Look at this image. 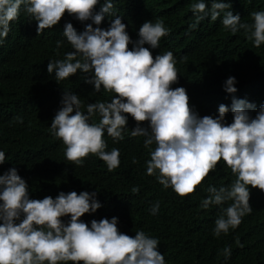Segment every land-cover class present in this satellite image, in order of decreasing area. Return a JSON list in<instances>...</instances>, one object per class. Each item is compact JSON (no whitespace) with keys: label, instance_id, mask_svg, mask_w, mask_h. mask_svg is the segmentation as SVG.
Returning <instances> with one entry per match:
<instances>
[{"label":"clouds","instance_id":"9594fccd","mask_svg":"<svg viewBox=\"0 0 264 264\" xmlns=\"http://www.w3.org/2000/svg\"><path fill=\"white\" fill-rule=\"evenodd\" d=\"M30 29L36 35L53 31L57 60L48 61L49 74L59 81L79 71L88 84L90 101L64 92L51 124L46 122L49 137L65 145L68 161L82 166L95 155L111 172L120 166V150L106 151L104 134L120 142L132 136L136 152L140 140L144 148L143 171L156 176L176 206L198 198L202 208L219 215L215 237L252 213L250 200L264 209V96L251 95L241 73L223 72L208 50L212 35L224 34L240 41L243 64L249 53L263 52L264 5L0 0V62L15 60L23 48L27 54ZM11 137L0 116V264H166L146 220L123 229L115 216L82 218L102 207L96 191H61L53 198L51 190L31 199L27 173L12 163L17 146ZM219 168L229 178L207 183ZM159 208L156 202L150 214ZM231 252L226 246L224 258Z\"/></svg>","mask_w":264,"mask_h":264},{"label":"trees","instance_id":"16d2710c","mask_svg":"<svg viewBox=\"0 0 264 264\" xmlns=\"http://www.w3.org/2000/svg\"><path fill=\"white\" fill-rule=\"evenodd\" d=\"M256 1L264 5V0ZM243 7L251 9L247 5ZM24 43L27 54L23 48L15 60L0 62V116L14 136L9 140L11 145L17 146L12 163L27 173L31 199H43L51 190H54L53 198L61 191L78 194L96 191V199L102 207L82 218L98 221L115 216L123 229L139 226L146 220L145 229L159 238L157 250L164 254L166 264H264V209L257 200L249 201L253 211L242 218L237 228L217 238L213 228L218 214L210 207L202 208L198 198L176 206L172 194L160 187L156 176L143 171L141 140L136 152L135 137L120 142L104 134L106 151L113 147L120 150V166L111 172L95 155L84 159L82 166L68 161L64 155L65 145L49 137L46 122L51 124L64 92L79 94L84 101H90L88 84L79 71L59 81L54 73L47 72L48 61L57 60L52 29L39 35L30 29ZM208 50L212 62L223 72H240L248 92L255 97L264 96V51L249 53L243 64L240 41L224 34L212 35ZM80 110L86 113L85 108ZM16 117H22L23 123L17 122ZM96 117H91L90 122L96 123ZM32 171L35 172L28 174ZM35 175L31 184L30 178ZM218 177L228 179L229 174L219 168L207 183ZM133 187H138L139 192L133 193ZM156 202L160 204L159 211L151 215L150 208ZM69 219L68 216L62 218L65 223ZM237 239L243 247L237 245ZM229 245L231 257L225 259L223 249Z\"/></svg>","mask_w":264,"mask_h":264}]
</instances>
